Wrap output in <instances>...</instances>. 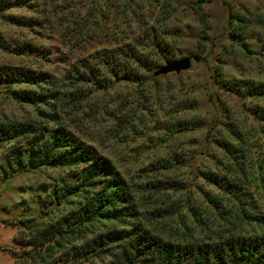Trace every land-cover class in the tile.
Here are the masks:
<instances>
[{
  "label": "rangeland",
  "instance_id": "374dc122",
  "mask_svg": "<svg viewBox=\"0 0 264 264\" xmlns=\"http://www.w3.org/2000/svg\"><path fill=\"white\" fill-rule=\"evenodd\" d=\"M4 1L15 5L0 16V66L63 79L79 60L154 31L171 44L167 61L190 58L187 71L156 77L164 61L145 87L116 83L92 96L80 113L64 110L62 121L134 187L143 220H155L152 212L164 216L150 221V231L174 242L199 243L260 230L239 222L236 205L206 177L230 180L241 173L213 140L227 117L248 128L254 122L238 97L213 84L212 75L264 82V0ZM230 17L234 28L244 20L242 47L229 37ZM36 116L0 85V123ZM10 150V144L0 146V264H15L10 251H22L16 242L22 221H59L69 213L46 203L54 188L73 181L66 169L5 171ZM159 161L167 166L162 173L154 171ZM206 194L224 198V205L213 208ZM256 212L264 213V206Z\"/></svg>",
  "mask_w": 264,
  "mask_h": 264
},
{
  "label": "trees",
  "instance_id": "16d2710c",
  "mask_svg": "<svg viewBox=\"0 0 264 264\" xmlns=\"http://www.w3.org/2000/svg\"><path fill=\"white\" fill-rule=\"evenodd\" d=\"M13 5L0 2V16ZM243 23L234 28L230 17L227 24L230 39L241 47ZM152 33L79 60L63 79L28 68L0 66V85L6 93L37 115L36 120L0 123V146L11 145L5 171L48 168L73 173L71 184L54 188L46 203L47 208L69 213L59 221H22L16 239L22 251H10L15 264H264V213L256 212L264 206V82L225 78L219 71L212 75L215 86L239 98L254 125L248 128L228 117L221 122L213 142L241 173L237 171L239 177L230 180L216 175L206 179L236 205L239 222L259 227L253 234L186 243L150 231V221L164 216L152 212L155 220H143L134 187L110 159L68 132L62 121V113H68L64 110L71 111L69 115L80 113L92 96L116 83L137 88L148 85L149 74L167 62L172 49L157 32ZM196 61L206 63L200 56ZM163 163L153 164L154 171L167 169ZM224 198L205 196L215 209L224 205Z\"/></svg>",
  "mask_w": 264,
  "mask_h": 264
},
{
  "label": "water",
  "instance_id": "95a60500",
  "mask_svg": "<svg viewBox=\"0 0 264 264\" xmlns=\"http://www.w3.org/2000/svg\"><path fill=\"white\" fill-rule=\"evenodd\" d=\"M191 59L185 58L180 61H167L166 65L162 67L158 72L155 73L156 77L168 75L171 73H181L182 71H187L191 68Z\"/></svg>",
  "mask_w": 264,
  "mask_h": 264
}]
</instances>
